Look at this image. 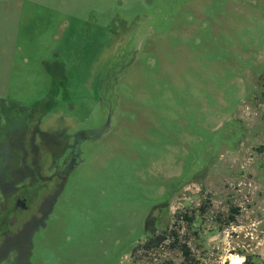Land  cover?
I'll return each mask as SVG.
<instances>
[{
    "label": "rangeland",
    "instance_id": "obj_1",
    "mask_svg": "<svg viewBox=\"0 0 264 264\" xmlns=\"http://www.w3.org/2000/svg\"><path fill=\"white\" fill-rule=\"evenodd\" d=\"M35 126V184L73 166L2 264H176L142 248L174 228L197 264H264V0H0V170Z\"/></svg>",
    "mask_w": 264,
    "mask_h": 264
},
{
    "label": "flooded vegetation",
    "instance_id": "obj_2",
    "mask_svg": "<svg viewBox=\"0 0 264 264\" xmlns=\"http://www.w3.org/2000/svg\"><path fill=\"white\" fill-rule=\"evenodd\" d=\"M35 130L36 126L33 134L27 128L21 130L18 140L13 144L20 157L17 166L10 167L8 171L0 170V264L15 254L16 257L17 254L23 257L25 253H29L34 232L52 209L61 175L73 166V157L67 156L63 159V165L58 166L54 173L59 179L58 182L35 184V176L42 181L47 178L39 172L38 147L32 138ZM27 133L30 135H26ZM23 135L28 137L27 146L33 152L30 167L25 161L26 147L20 142ZM56 144L59 142L56 141ZM49 178L48 176L47 179Z\"/></svg>",
    "mask_w": 264,
    "mask_h": 264
},
{
    "label": "trees",
    "instance_id": "obj_3",
    "mask_svg": "<svg viewBox=\"0 0 264 264\" xmlns=\"http://www.w3.org/2000/svg\"><path fill=\"white\" fill-rule=\"evenodd\" d=\"M230 216V220L227 221V223L231 222L233 219ZM185 219H178V222H183L186 221L189 224H193L194 220L192 219L191 216L188 215H184ZM180 235L178 233V230L176 231L175 228L171 229V230H167L165 229L164 231H162V233L156 234V235H152L150 236L142 245V248L145 249H153L154 247L160 246L161 244H163V242H165L166 240H171L170 247L172 248H176L180 251L182 259L180 262L176 263V264H197V260L195 259L194 255L191 252L190 247L187 245L186 242H181L179 239ZM135 249V247H134ZM160 264H175L169 261H163Z\"/></svg>",
    "mask_w": 264,
    "mask_h": 264
}]
</instances>
